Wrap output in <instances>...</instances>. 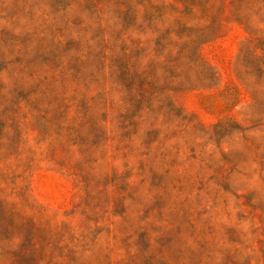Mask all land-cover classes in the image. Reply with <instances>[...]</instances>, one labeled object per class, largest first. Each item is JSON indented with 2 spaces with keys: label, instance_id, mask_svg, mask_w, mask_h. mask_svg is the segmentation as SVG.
<instances>
[{
  "label": "rangeland",
  "instance_id": "rangeland-1",
  "mask_svg": "<svg viewBox=\"0 0 264 264\" xmlns=\"http://www.w3.org/2000/svg\"><path fill=\"white\" fill-rule=\"evenodd\" d=\"M0 264H264V0H0Z\"/></svg>",
  "mask_w": 264,
  "mask_h": 264
}]
</instances>
